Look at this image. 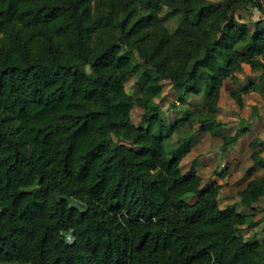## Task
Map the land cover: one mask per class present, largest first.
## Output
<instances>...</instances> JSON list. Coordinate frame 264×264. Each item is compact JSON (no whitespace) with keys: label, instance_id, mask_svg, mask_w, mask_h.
<instances>
[{"label":"trees","instance_id":"trees-1","mask_svg":"<svg viewBox=\"0 0 264 264\" xmlns=\"http://www.w3.org/2000/svg\"><path fill=\"white\" fill-rule=\"evenodd\" d=\"M246 5L262 7L0 0V264H263L264 236L239 231L264 194L261 139L249 140V176L236 190L250 210L218 205L220 183L201 181L193 159L180 165L195 131L220 135L224 149L248 127L241 118L222 130L223 78L233 76L237 105L242 92L264 91L262 70L234 75L242 62L264 67V23L235 12ZM165 14L176 17L170 28ZM130 74L134 95L123 86ZM161 77L176 101L200 92L201 102L173 119L146 108ZM132 104L144 108L137 123Z\"/></svg>","mask_w":264,"mask_h":264},{"label":"rangeland","instance_id":"rangeland-1","mask_svg":"<svg viewBox=\"0 0 264 264\" xmlns=\"http://www.w3.org/2000/svg\"><path fill=\"white\" fill-rule=\"evenodd\" d=\"M262 7L254 5H246L238 8L235 12L247 22L250 23L253 19H259L264 23V0H259ZM165 24L170 28L176 17L173 14H165L163 16ZM264 67L258 69H250L247 63L242 62L241 70L234 71L236 79L244 81L247 75L253 77ZM134 76L128 75L124 81V89L134 95L137 92V87L133 83ZM160 93L152 96L147 102L146 108L152 107L157 103L159 113L166 119H173L181 114L184 107H193L198 105L202 100L200 92L190 93L187 95L188 102H178L175 99V94L169 86L167 77H161ZM233 76L223 78L218 91L217 108L215 111L216 117L222 123V130L232 132L234 128L241 122L247 123V129L242 132L236 139L230 141L224 149L220 147L221 137L218 134H211L208 130L195 131L194 140L190 149L180 158L181 168L188 165L193 159L197 172L201 177V181L206 179H214L219 182L217 191V203L223 205L232 203L240 210H250L249 207L241 204L238 201L236 190L240 188L249 176L245 170L250 164L249 153L252 147L249 145V140L253 137L260 138L261 141L257 145L260 153L264 155V91L248 89L241 93L242 104L237 105L234 99L229 95L228 89L234 85ZM174 102V103H172ZM144 110L143 107L132 104L129 109V114L134 122H139L140 114ZM198 113L191 115V127L196 126ZM152 128L156 129V124L153 123ZM172 140L176 139V130L170 133ZM260 167H256L252 174H259ZM221 172V173H219ZM253 218L256 219L253 225H239V231L247 238H261L264 236V194L260 195L252 202ZM4 264H15L14 262H5ZM264 264V262H263Z\"/></svg>","mask_w":264,"mask_h":264},{"label":"crops","instance_id":"crops-1","mask_svg":"<svg viewBox=\"0 0 264 264\" xmlns=\"http://www.w3.org/2000/svg\"><path fill=\"white\" fill-rule=\"evenodd\" d=\"M262 195V194H261Z\"/></svg>","mask_w":264,"mask_h":264}]
</instances>
